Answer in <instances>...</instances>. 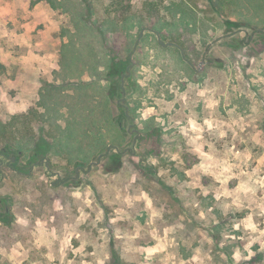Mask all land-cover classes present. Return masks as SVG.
<instances>
[{
  "label": "rangeland",
  "instance_id": "obj_1",
  "mask_svg": "<svg viewBox=\"0 0 264 264\" xmlns=\"http://www.w3.org/2000/svg\"><path fill=\"white\" fill-rule=\"evenodd\" d=\"M232 2L0 0V264H264V0Z\"/></svg>",
  "mask_w": 264,
  "mask_h": 264
},
{
  "label": "trees",
  "instance_id": "obj_2",
  "mask_svg": "<svg viewBox=\"0 0 264 264\" xmlns=\"http://www.w3.org/2000/svg\"><path fill=\"white\" fill-rule=\"evenodd\" d=\"M200 1V0H199ZM162 6V8L166 9V11H170L172 13H174V11L172 10L173 8V4H169L168 6L166 4L162 2L160 3H154L153 6ZM195 7L198 9L200 6L198 5V3H194ZM209 5H212L214 9H217L215 10V13L219 14L220 12H222L223 15H225L227 12H229V10L232 8L233 6V2L232 0H209ZM195 8V9H196ZM167 24V23H166ZM227 27L228 28H232V23H228L227 24ZM259 34H264V31H260ZM2 66H0V70ZM117 69V68H116ZM1 130V129H0ZM45 142L44 140H41V142ZM5 143V141L2 142V144ZM7 143L9 142H6L5 144L7 145ZM41 144V143H40ZM38 147V145L36 146ZM40 148V147H39ZM38 148V149H39ZM14 146H10V147H6V146H3L2 148H0V155H3L5 157H8L9 154H14ZM41 152V151H40ZM41 159L44 157V155L41 153L38 155ZM10 211V210H9Z\"/></svg>",
  "mask_w": 264,
  "mask_h": 264
},
{
  "label": "flooded vegetation",
  "instance_id": "obj_3",
  "mask_svg": "<svg viewBox=\"0 0 264 264\" xmlns=\"http://www.w3.org/2000/svg\"><path fill=\"white\" fill-rule=\"evenodd\" d=\"M128 72H129V70H128ZM122 81H124V77L122 78ZM122 91L124 92L123 93V98H122V100H121V105H123L124 106V102H126V100H127V91L125 90V87H122ZM126 109H127V111H126V115H125V117L129 120H131L133 123L132 124H130V125H128V132L129 133H134V134H138V130L135 128L136 127V123H135V120L133 119V117H130L129 116V113H128V108L126 107ZM118 126H120L121 128H124V125H123V123H120ZM138 138L139 137H136V141L138 140ZM13 160V159H12ZM13 161H15V159L13 160ZM46 161H45V157H43L42 159H41V162L40 163H45ZM39 163V164H40ZM46 168H47V170H48V172H51V169L49 168V166H48V164H46ZM80 169H82V168H80ZM76 174H79V170L76 172ZM7 212H9V208H7Z\"/></svg>",
  "mask_w": 264,
  "mask_h": 264
},
{
  "label": "water",
  "instance_id": "obj_4",
  "mask_svg": "<svg viewBox=\"0 0 264 264\" xmlns=\"http://www.w3.org/2000/svg\"><path fill=\"white\" fill-rule=\"evenodd\" d=\"M156 34H157V36H158V38H159V44L161 45V46H163V47H168V46H173L174 44L173 43H168V44H166L163 40H161L160 39V35H159V33L158 32H156ZM142 36H143V32H141V34H140V37H139V41L141 40V38H142ZM139 41L137 42V44L139 43ZM137 44H136V46H137ZM136 49V48H135ZM130 68H128V70H129ZM137 137H140V134L138 133V135H137ZM117 150L119 149L118 147H115ZM102 156V155H101ZM101 156H100V158H101ZM13 160L15 159V158H12ZM93 164H96V163H92V165Z\"/></svg>",
  "mask_w": 264,
  "mask_h": 264
}]
</instances>
